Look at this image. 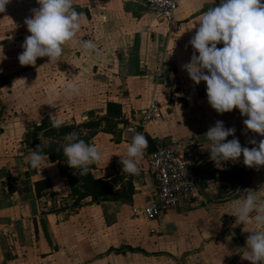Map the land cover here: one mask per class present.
<instances>
[{
  "label": "crops",
  "instance_id": "0c3cea01",
  "mask_svg": "<svg viewBox=\"0 0 264 264\" xmlns=\"http://www.w3.org/2000/svg\"><path fill=\"white\" fill-rule=\"evenodd\" d=\"M178 3L170 25L139 0H73L82 13L75 44H64L57 62L38 57L35 65H21L18 54L30 35L24 20L39 7L37 0H11L0 12V264H251L241 253L253 226L236 224L233 201L259 190L264 166H246L242 155L216 165L210 152L197 154L195 168L206 202L147 219L134 209L147 205L156 189L148 157L139 158L138 174L122 172L119 162L137 132L124 126L143 115L151 102L161 105L163 118L149 121L143 133L156 143L207 142L205 133L217 120L235 129L242 147L251 148L249 140L258 144L264 138L246 128L247 116L238 109H213L206 83L196 84L181 68L193 54L188 41L198 17L219 0ZM89 39L97 45L96 53L79 46L80 40ZM73 68L79 69L77 75ZM74 76L79 94L66 98L62 87ZM36 89L46 93L39 95ZM29 100L44 102L47 112H24ZM56 100L62 105L56 107ZM109 103L115 104L110 111ZM80 111L83 118L88 115L87 123H97L86 128L95 131L93 141L104 153L93 175L111 181L114 192L132 183L129 200L95 202L88 196L73 209L67 178L61 174L63 162L48 155L50 166H29L33 125L50 114L71 123ZM57 185L61 187L53 189ZM258 195L264 199V190ZM121 247L137 250H111Z\"/></svg>",
  "mask_w": 264,
  "mask_h": 264
},
{
  "label": "clouds",
  "instance_id": "9594fccd",
  "mask_svg": "<svg viewBox=\"0 0 264 264\" xmlns=\"http://www.w3.org/2000/svg\"><path fill=\"white\" fill-rule=\"evenodd\" d=\"M11 0H0V12H4ZM38 8L24 20L30 35L21 45L18 54L21 65H35L38 57H48L47 63H55L61 57L63 45L76 42L81 29L82 13L73 7V0H37ZM198 8L202 5L198 2ZM79 46L89 53L97 52L93 40H80ZM188 43L194 49L188 63L182 64L190 79L199 84L206 83V96L210 106L218 113L240 111L248 130L264 137V0H219L198 17V27ZM222 43V47H217ZM198 53V54H197ZM63 95L71 98L80 91L76 76L69 78L63 86ZM51 97L48 105H52ZM51 125L60 127L64 121L50 114ZM128 131H133L129 128ZM234 128H226L217 120L205 133L210 142V159L217 164L238 160L249 167L264 166V138L258 144L255 139L248 143L253 147H242L234 135ZM232 136L230 140L226 137ZM62 145L67 165L80 174L89 171L103 157L101 146L78 138L76 132L65 135ZM148 147L143 132H136L127 145L126 157L120 156L122 172L138 174L139 158ZM29 166L41 169L50 166L48 154L42 151V143L30 152ZM47 165V166H45ZM60 185L53 189L60 188ZM250 190L243 199L233 201L236 224L252 225L246 238L242 259L251 264H264V199Z\"/></svg>",
  "mask_w": 264,
  "mask_h": 264
},
{
  "label": "built area",
  "instance_id": "2783aa9c",
  "mask_svg": "<svg viewBox=\"0 0 264 264\" xmlns=\"http://www.w3.org/2000/svg\"><path fill=\"white\" fill-rule=\"evenodd\" d=\"M148 10L155 11L166 23L175 22L179 6L178 0H139ZM163 118V109L157 102L149 103L144 114L136 116L124 126L133 131L143 132L151 120ZM153 153H143L148 157L149 172L156 180L152 200L141 209H134L137 215L147 219L158 217L164 210L206 202L205 191L197 174L195 164L197 154L210 152V142L191 141L189 143H156Z\"/></svg>",
  "mask_w": 264,
  "mask_h": 264
},
{
  "label": "trees",
  "instance_id": "16d2710c",
  "mask_svg": "<svg viewBox=\"0 0 264 264\" xmlns=\"http://www.w3.org/2000/svg\"><path fill=\"white\" fill-rule=\"evenodd\" d=\"M114 103H109L108 108L109 111L114 107ZM117 106V105H116ZM44 121H50L49 118H45ZM43 123H41L42 125ZM40 125V126H41ZM97 123L91 124L90 122L83 123V127H95ZM71 127L69 125L65 126V131H69ZM93 130V129H91ZM94 131V130H93ZM95 133V131L93 132ZM83 140L86 142L88 138L83 135ZM34 149L37 145H39L38 141H33ZM42 151L47 153L53 161H61L64 165L61 168V174L65 175L67 178V185L69 188L70 195H76V199L74 200L75 206H80L82 204L83 199L88 196H91L92 201L100 202L104 200H121L126 201L130 199V195L133 193L132 183L128 182L125 189H120L117 191L112 190V183L108 180L103 178H96L93 173L92 169L95 167V164L89 166V171L85 174H80V171L77 169H73L67 165V158L63 154L62 147L51 144L46 148L42 147ZM233 171L227 170V174H231ZM229 178V176L227 177ZM81 180V184L79 187L77 186L78 182ZM129 194V196H128ZM126 249L129 250H137L134 247H121V248H113L111 249L114 252L122 253Z\"/></svg>",
  "mask_w": 264,
  "mask_h": 264
},
{
  "label": "rangeland",
  "instance_id": "374dc122",
  "mask_svg": "<svg viewBox=\"0 0 264 264\" xmlns=\"http://www.w3.org/2000/svg\"><path fill=\"white\" fill-rule=\"evenodd\" d=\"M72 43L75 44V42H72ZM73 70L71 71L72 74L75 75V73H76V75H77V73H78L77 70H79V69L78 68L77 69L73 68ZM79 74H80V72H79ZM58 87H60V86H58ZM58 87H56V91H58V89H59ZM36 91L40 93L39 95L43 94V92L46 93V91H44V89L43 90L36 89ZM59 91H61V90H59ZM57 95L58 94H56V96ZM56 102H57L56 103L57 104L56 107H58L59 105H62V104L58 103L57 100H56ZM44 105H45L44 102H41V101L33 102L32 100H29L27 102H24L22 110L24 112L28 111L29 115L33 114V112H36V111H39L41 113L42 112H47L46 110H47L48 107L46 108V106H44ZM45 118H49V115H47L46 117H44L41 120V123H43L42 125L40 124L41 126L37 125V124L33 125V129H32L31 135H30V139H31L32 143H33V141L37 140L39 144L42 143V147H44V148H46L47 146H49L51 144H55V145H58V146L62 147V145L64 143H66V141L64 140L65 135L68 134V133H71V132H76L78 134V138L79 139H83V135H84V136H86L88 138L87 142L95 143L93 141V139H94V136H95L96 133H93V130H88L86 127H83V123H86L87 121H89L87 114L83 118V111H80V115L77 117V119H75L73 117L71 123H68L67 121H64V123L60 127H53L51 125L50 121H44ZM67 125H69L71 127V129L66 132L65 131V126H67ZM212 166H213V164L210 166V169H212ZM114 179H118L119 180V177L117 176ZM77 182H78L77 186L79 187V184H81V180H79ZM126 186H127V184H126ZM231 194H233V193H231ZM70 198H71L70 203L72 204L73 209H74V206H75L74 205V203H75L74 200L76 199V195H74V196L70 195ZM151 264H154V262L151 263Z\"/></svg>",
  "mask_w": 264,
  "mask_h": 264
},
{
  "label": "water",
  "instance_id": "95a60500",
  "mask_svg": "<svg viewBox=\"0 0 264 264\" xmlns=\"http://www.w3.org/2000/svg\"><path fill=\"white\" fill-rule=\"evenodd\" d=\"M144 134H145V138L148 140V147L146 149L147 152L149 153L155 152L157 149L155 140L148 133H144Z\"/></svg>",
  "mask_w": 264,
  "mask_h": 264
}]
</instances>
